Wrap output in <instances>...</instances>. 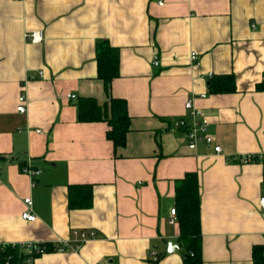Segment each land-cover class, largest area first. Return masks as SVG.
Masks as SVG:
<instances>
[{
  "label": "crops",
  "instance_id": "obj_1",
  "mask_svg": "<svg viewBox=\"0 0 264 264\" xmlns=\"http://www.w3.org/2000/svg\"><path fill=\"white\" fill-rule=\"evenodd\" d=\"M30 31L41 40L28 42ZM104 40L119 60L107 92L95 61ZM224 74L235 91L209 94L210 78ZM82 97L124 99L122 147L106 138V122L77 120ZM186 100L202 112L211 145L191 150L170 127L192 120ZM256 155L264 0H0V246L64 245L30 264H182L170 208L174 182L195 172L201 264H252V247L264 244L263 164L241 158ZM26 160L40 170L34 185L20 168ZM78 184L91 185L92 203L70 210L67 187ZM26 197L32 222L21 218ZM169 242L177 247L168 253Z\"/></svg>",
  "mask_w": 264,
  "mask_h": 264
},
{
  "label": "trees",
  "instance_id": "obj_2",
  "mask_svg": "<svg viewBox=\"0 0 264 264\" xmlns=\"http://www.w3.org/2000/svg\"><path fill=\"white\" fill-rule=\"evenodd\" d=\"M96 76L102 81L103 90L108 91L110 83L119 75L118 49L106 40L95 44ZM208 92L219 94L234 92V76L224 74L210 78L207 85ZM77 120L81 122H106V138L112 142L114 148L125 144L126 132L129 128V117L124 99L110 97L106 103L99 105L93 97H82L76 102ZM236 161V160H235ZM262 161L252 156L249 162ZM22 167V164H21ZM20 167V168H21ZM22 169V168H21ZM91 185L78 184L67 187V207L70 210L87 209L91 206ZM175 220L178 224L177 243L181 254L182 264H201L200 237V194L198 193V178L195 172H186L181 179L174 182ZM60 245L44 243L38 251L26 252L19 244H5L0 246V264H23L27 259H34L42 253H50L59 249ZM252 264H264V244L252 247ZM7 262V263H6Z\"/></svg>",
  "mask_w": 264,
  "mask_h": 264
},
{
  "label": "built area",
  "instance_id": "obj_3",
  "mask_svg": "<svg viewBox=\"0 0 264 264\" xmlns=\"http://www.w3.org/2000/svg\"><path fill=\"white\" fill-rule=\"evenodd\" d=\"M25 39L31 43H37L41 40V33L39 31H30L29 33L24 35ZM192 60H194V55H191L190 57ZM152 64L154 66H157L159 64V59H157V56L154 55L152 57ZM68 98L74 99V95H67ZM25 96L20 95L18 97V104L16 106V110L20 113H24L26 111L25 108ZM184 108L189 111V116L192 118L190 122H187L185 119H173L170 122V127L173 130H182L185 133L187 148L194 150L196 149V145L199 142L204 143L205 145H211L214 141V137L212 134L207 132L208 124L202 117V112L198 108H194L190 100H186L184 102ZM212 148L214 152L220 153L222 151L221 147L219 145H212ZM251 160V156H245L241 158V162H248ZM263 164V174H264V162ZM22 172L27 174L30 177L31 184L34 185L36 182L34 178L40 173V170L32 167L29 160H26L23 164ZM24 209L21 211V218L27 221H34L35 215L31 212V206L32 201L29 197H26L23 199ZM258 206L264 211V195L261 196L258 199ZM170 219L169 222L172 223L175 220V209L170 208ZM80 238H84L85 234L80 233ZM43 243H35V244H24L20 243L21 247L25 249L26 252H31L32 250L38 251L40 249V246ZM65 244V243H64ZM64 245H60L59 248L63 247ZM63 249V248H62ZM153 259H156L155 254H153ZM26 262L30 264L31 259H27ZM7 263V262H6ZM97 264H105L104 262L97 263Z\"/></svg>",
  "mask_w": 264,
  "mask_h": 264
},
{
  "label": "water",
  "instance_id": "obj_4",
  "mask_svg": "<svg viewBox=\"0 0 264 264\" xmlns=\"http://www.w3.org/2000/svg\"><path fill=\"white\" fill-rule=\"evenodd\" d=\"M176 247H177L176 245H173V244H171V242H169L167 244V252L169 253V251H171V249L176 248Z\"/></svg>",
  "mask_w": 264,
  "mask_h": 264
}]
</instances>
